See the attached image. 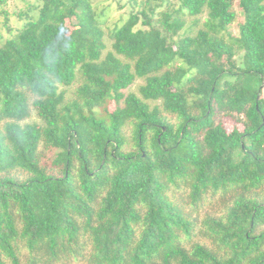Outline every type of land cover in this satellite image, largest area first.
I'll return each mask as SVG.
<instances>
[{
    "label": "trees",
    "instance_id": "16d2710c",
    "mask_svg": "<svg viewBox=\"0 0 264 264\" xmlns=\"http://www.w3.org/2000/svg\"><path fill=\"white\" fill-rule=\"evenodd\" d=\"M179 2L112 27L96 0L18 14L0 264H264V0Z\"/></svg>",
    "mask_w": 264,
    "mask_h": 264
},
{
    "label": "rangeland",
    "instance_id": "374dc122",
    "mask_svg": "<svg viewBox=\"0 0 264 264\" xmlns=\"http://www.w3.org/2000/svg\"><path fill=\"white\" fill-rule=\"evenodd\" d=\"M146 0H96L99 12L106 13V24L112 27L113 25L125 20L128 15L134 11H140L144 7ZM38 0H7V3L0 5V43L3 42L11 33L17 29L25 21L19 17V13L24 10L28 11L31 6L37 4ZM174 6H179L181 3L179 0H171ZM241 20L239 14L237 20L231 25V30L235 33L238 31V23ZM11 27V28H10ZM141 82L140 78H137L131 90L137 91L138 84ZM38 120L35 109L32 110L31 116L26 120L35 121ZM224 122L227 125L228 130L231 129L233 122L230 118H225Z\"/></svg>",
    "mask_w": 264,
    "mask_h": 264
}]
</instances>
